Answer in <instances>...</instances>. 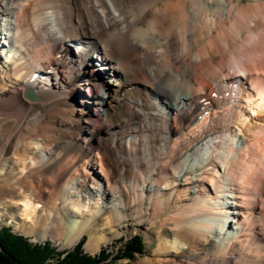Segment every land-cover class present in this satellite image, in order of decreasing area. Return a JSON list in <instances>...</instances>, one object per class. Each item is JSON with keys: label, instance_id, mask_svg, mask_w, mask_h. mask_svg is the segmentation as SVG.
<instances>
[{"label": "bare ground", "instance_id": "obj_1", "mask_svg": "<svg viewBox=\"0 0 264 264\" xmlns=\"http://www.w3.org/2000/svg\"><path fill=\"white\" fill-rule=\"evenodd\" d=\"M0 180L41 237L264 264V0H0Z\"/></svg>", "mask_w": 264, "mask_h": 264}, {"label": "trees", "instance_id": "obj_2", "mask_svg": "<svg viewBox=\"0 0 264 264\" xmlns=\"http://www.w3.org/2000/svg\"><path fill=\"white\" fill-rule=\"evenodd\" d=\"M83 238L62 257L53 251L48 243L30 245L25 238L10 232L7 228L0 229V264H112L117 259L131 261L133 256L142 254L143 245L139 236L126 240L118 257L100 249L94 256L82 252Z\"/></svg>", "mask_w": 264, "mask_h": 264}, {"label": "rangeland", "instance_id": "obj_3", "mask_svg": "<svg viewBox=\"0 0 264 264\" xmlns=\"http://www.w3.org/2000/svg\"><path fill=\"white\" fill-rule=\"evenodd\" d=\"M79 84L81 85H78L79 86L78 88L80 87L82 88V86L85 85L83 83H79ZM110 86L111 85H109V87ZM84 92L85 91L83 89L82 91H78L77 94H75L74 96L75 105H77V102L81 98H83L82 95ZM96 125L95 127H97ZM60 147L63 148V146H60ZM1 184H2V181L0 180V186ZM5 202L6 200L0 201V215H2V217H0V228H7L10 232L21 235L28 239H33L37 241L39 240L46 241L50 244V247L53 248L56 252H64V251L70 250L72 246H74V244L77 242L76 240L71 243H65L64 239L59 240V239H52L50 237H41L38 231L30 230L28 228V225H24L23 227L16 229L15 225L11 222L13 220L12 214L14 213L12 212L9 213L8 211V214H6V212L2 208V206L4 207V205L7 204V202L6 203ZM157 231L158 229L154 226L142 227V226L133 225L129 228H126L123 232L113 233L111 237H109L106 241L98 245V247L94 249L93 253L86 250L85 243H83L84 245H82V249L85 254L90 256V255L96 254V252L98 251L100 247H104L106 249V252L111 254L112 256L115 255L114 256L115 258L119 256V253H120L119 249L121 248L122 244L126 240L130 239L132 236H139L141 239V243L143 245L142 254L133 256V259L131 261L126 260V259H117V260L112 261V264H153V263H147L145 262V260L152 258V256L154 255V251L158 246V243L162 239H165V238L170 239L172 237V232H169L166 229H160L159 233L156 234ZM83 237L85 238L86 236L83 235ZM175 259L177 261L179 260L178 257H176Z\"/></svg>", "mask_w": 264, "mask_h": 264}, {"label": "water", "instance_id": "obj_4", "mask_svg": "<svg viewBox=\"0 0 264 264\" xmlns=\"http://www.w3.org/2000/svg\"><path fill=\"white\" fill-rule=\"evenodd\" d=\"M24 97L27 99V100H36V97L35 96H32V94L29 92V91H24Z\"/></svg>", "mask_w": 264, "mask_h": 264}]
</instances>
